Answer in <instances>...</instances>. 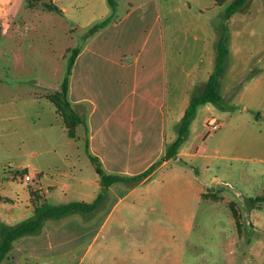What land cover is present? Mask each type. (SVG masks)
<instances>
[{"label":"rangeland","instance_id":"rangeland-1","mask_svg":"<svg viewBox=\"0 0 264 264\" xmlns=\"http://www.w3.org/2000/svg\"><path fill=\"white\" fill-rule=\"evenodd\" d=\"M115 1L124 16L126 0ZM225 1L159 0L156 16L170 67L168 143L181 110L214 71L225 25L230 54L220 92L231 117L214 116L215 132L202 128L195 157L167 161L136 186L116 185L94 214L50 220L36 237L59 230L73 239L58 245L56 264H78L84 255L82 264H264V206L250 203L260 194L244 192L240 173L228 174L264 159V0H247L228 22L234 0ZM51 4L0 0V229L28 221L44 203H92L103 190L86 144L69 137L48 99L67 80L90 29L47 11ZM238 83L240 92L249 87L243 101L240 92L229 98ZM255 86L261 98L250 91Z\"/></svg>","mask_w":264,"mask_h":264},{"label":"crops","instance_id":"crops-1","mask_svg":"<svg viewBox=\"0 0 264 264\" xmlns=\"http://www.w3.org/2000/svg\"><path fill=\"white\" fill-rule=\"evenodd\" d=\"M158 1L133 3L126 0L128 7L122 17L116 3L111 22L95 34H88L86 44L78 49L68 73V101L84 118V124L77 127L76 138L72 140L84 141L89 154L98 158L104 171L110 175L132 177L145 172L165 158L167 148L175 141L169 144L167 139L170 67L166 33L163 26H158L156 16ZM49 6L56 7L59 12L47 11L58 13L81 28L90 30L112 14L107 0H52ZM148 16L151 20L156 16L155 22L149 23ZM240 85L238 83L231 90L229 98L240 92ZM248 91L249 87H246L240 92L241 101ZM250 91L261 98L259 87L255 86ZM189 102L176 119L178 126ZM222 106L208 103L200 107L188 139L175 161L195 157L202 128L211 118L215 116L225 120L231 117V112L223 104V97ZM178 107L179 104H176L174 109ZM244 109L247 111L248 107ZM262 145L260 143L257 147L262 148ZM252 163V168L246 164L230 167L228 174L240 173L238 180L244 192L249 195L258 192L260 195L255 198H264V159H255ZM136 168L141 169L132 171ZM116 185L110 187L108 193H112ZM263 206L257 204L254 208ZM49 221L45 222L41 231L48 227ZM58 234L59 230L55 236L32 235L19 239L2 264H56L58 245L66 246L73 240ZM233 253L231 249L230 254ZM84 260L85 255L78 264L84 263Z\"/></svg>","mask_w":264,"mask_h":264},{"label":"trees","instance_id":"trees-1","mask_svg":"<svg viewBox=\"0 0 264 264\" xmlns=\"http://www.w3.org/2000/svg\"><path fill=\"white\" fill-rule=\"evenodd\" d=\"M215 1L219 4H223L226 2L225 0ZM107 2L110 8L112 9V14L106 20L93 26V28L89 30V35L95 34L111 22L116 10V2L115 0H107ZM246 2L247 0H234L226 8V22H228L238 10L243 8ZM46 8H48L47 10L49 11L59 12V10L54 6H46ZM228 44L229 27L228 25H225L220 33L217 44V58L214 71L210 75L203 89V92L200 95L191 98L189 106L187 107L178 126L177 137L175 141L167 148L166 156L161 162L154 164L145 172L139 175L125 177L107 174L104 171L100 160L89 154V159L94 166L95 172L99 177V181L103 189L102 192L94 200V202H72L65 205H51L48 203H44L35 208V216L29 219L28 221H24L13 227L2 226L0 229V264H2L3 261L6 259V257L13 248V244L16 241L25 236H32L38 234L43 228L46 221H60L75 213L88 215L94 214L98 211L99 206L105 200L110 187L120 183L136 186L137 184H140L149 179L164 162L170 160H177L181 148L188 139L190 127L193 121L195 120L200 107L208 103H211L217 107H223L222 95L220 92V80L225 71L227 57L230 54ZM78 51V49H75L70 59L69 73L71 72ZM67 91L68 81L65 80L63 85L61 86L60 91L48 96V99L54 104L57 109V112L63 118L69 137L74 139L76 138L77 127L84 124V118L76 112V110L72 107L71 103L68 101ZM250 203L253 205L264 204V198L251 199Z\"/></svg>","mask_w":264,"mask_h":264},{"label":"built area","instance_id":"built-area-1","mask_svg":"<svg viewBox=\"0 0 264 264\" xmlns=\"http://www.w3.org/2000/svg\"><path fill=\"white\" fill-rule=\"evenodd\" d=\"M207 125H208V127L210 128V130L213 131V132L217 131V130L219 129V127H220V125L218 124V122L216 121L215 118H211V119L209 120V122L207 123ZM25 180H26L27 182H29V181H31V177H30L29 175H27V176L25 177Z\"/></svg>","mask_w":264,"mask_h":264}]
</instances>
